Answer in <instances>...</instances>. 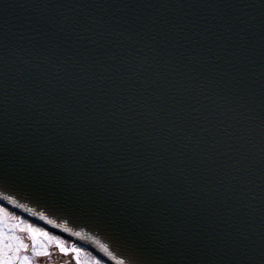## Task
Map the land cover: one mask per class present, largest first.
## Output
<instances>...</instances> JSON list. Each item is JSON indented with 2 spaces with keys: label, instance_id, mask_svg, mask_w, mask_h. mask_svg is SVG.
<instances>
[{
  "label": "water",
  "instance_id": "water-1",
  "mask_svg": "<svg viewBox=\"0 0 264 264\" xmlns=\"http://www.w3.org/2000/svg\"><path fill=\"white\" fill-rule=\"evenodd\" d=\"M0 192L109 264H264V0H0Z\"/></svg>",
  "mask_w": 264,
  "mask_h": 264
},
{
  "label": "flooded vegetation",
  "instance_id": "flooded-vegetation-1",
  "mask_svg": "<svg viewBox=\"0 0 264 264\" xmlns=\"http://www.w3.org/2000/svg\"><path fill=\"white\" fill-rule=\"evenodd\" d=\"M0 207L5 210L4 215L9 224H20L26 227L31 223V226L38 231L46 230L47 235L39 237L37 247L43 249L47 254L35 255L31 251V242L28 240L27 233H21L16 229V234L29 244V251L24 252L22 249L18 255L20 257L27 256L30 264H77L76 257L79 258V264H93V262L97 260L100 261V264H109L80 241L70 238L61 231L46 224L40 222L37 223V221L32 220L27 215L2 202H0ZM61 247L65 248L67 251L62 253L60 250ZM77 248L80 249L79 252L72 251ZM16 264H19L18 260L16 261Z\"/></svg>",
  "mask_w": 264,
  "mask_h": 264
},
{
  "label": "snow or ice",
  "instance_id": "snow-or-ice-1",
  "mask_svg": "<svg viewBox=\"0 0 264 264\" xmlns=\"http://www.w3.org/2000/svg\"><path fill=\"white\" fill-rule=\"evenodd\" d=\"M0 200H7L11 203L12 197L6 195L4 192H0ZM5 210L0 207V264H16V261H19V264H30L29 258L27 256L20 257L18 254L23 249L24 252L29 251V244L24 241L19 235L16 234V229L21 233H27L28 240L31 242V251L35 255L47 254L43 249L37 247L38 239L40 236H46L47 232L38 231L37 229L31 226L29 223L28 226H23L20 224L11 225L7 222V218L4 215ZM60 247L59 245H57ZM101 248H104L108 252L109 257L112 260L117 261V264H124L123 260H117V257L114 256L108 249L101 244ZM62 253H65L67 250L63 247L60 248ZM73 252H79L80 249H73ZM77 264H79V258L76 257ZM93 264H100V261H94Z\"/></svg>",
  "mask_w": 264,
  "mask_h": 264
},
{
  "label": "bare ground",
  "instance_id": "bare-ground-1",
  "mask_svg": "<svg viewBox=\"0 0 264 264\" xmlns=\"http://www.w3.org/2000/svg\"><path fill=\"white\" fill-rule=\"evenodd\" d=\"M69 237H70V235H69ZM70 238H72V239H74V240H77V239H75V238H73V237H70ZM84 244V243H83ZM85 245V244H84Z\"/></svg>",
  "mask_w": 264,
  "mask_h": 264
}]
</instances>
